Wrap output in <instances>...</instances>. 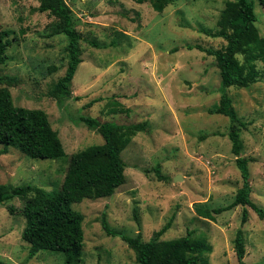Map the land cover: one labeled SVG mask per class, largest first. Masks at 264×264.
Here are the masks:
<instances>
[{"label":"rangeland","instance_id":"374dc122","mask_svg":"<svg viewBox=\"0 0 264 264\" xmlns=\"http://www.w3.org/2000/svg\"><path fill=\"white\" fill-rule=\"evenodd\" d=\"M227 0H176L162 12L136 0H65L81 34V58L71 81V97L59 105L46 93L65 70L63 35L48 37L53 20L37 9V0H0V29L10 41L0 76L17 78L8 86L14 105L46 111L66 156L35 159L7 146L0 154V184L21 196L0 203V260L12 264H63V255L42 249L28 257L21 238L28 197L57 188L69 156L101 144L100 132L79 117L117 124L145 122L121 156L125 182L105 198L83 199L73 208L83 214L81 264H133L135 254L118 235L101 226L148 240L172 218L161 236L170 239L194 231L212 246L211 264H237L233 237L242 229L247 264H264V218L249 205H236L208 220L197 209L230 204L242 179L231 152L229 118L208 110L220 98V76L213 56L187 45L222 48L215 31ZM259 33L264 37V6L252 0ZM243 60L242 55H238ZM51 66L57 69L52 71ZM257 79L246 87L231 86L238 117L239 156L248 159L250 199L264 209V64L256 61ZM2 146L0 145V148ZM158 167L159 175L155 171ZM179 180H174L176 175ZM15 210L10 213L7 206ZM247 221L241 222L242 209Z\"/></svg>","mask_w":264,"mask_h":264},{"label":"trees","instance_id":"16d2710c","mask_svg":"<svg viewBox=\"0 0 264 264\" xmlns=\"http://www.w3.org/2000/svg\"><path fill=\"white\" fill-rule=\"evenodd\" d=\"M39 11L53 16L45 26L48 37L63 35L66 38L64 52L66 65L64 73L49 85L46 93L59 105L71 97V81L82 61L81 34L76 29L73 12L65 0H37ZM141 4L148 2L153 10L162 12L166 6L176 0H136ZM264 6V0H260ZM252 0H227L219 13L215 31L204 33L225 40L222 48L204 47L200 44L187 45L213 56L220 76V98L208 111L229 118L231 152L236 156L235 163L240 171L242 183L233 201L225 206L197 209L198 214L208 220L236 205H249L260 218H264V209L250 199L248 159L239 156L241 142L239 126L246 124L240 120L227 92L231 86L246 87L254 82L259 74L256 61L264 64V37L256 25ZM10 41L4 38L0 29V64L6 59V50ZM243 56V60L238 58ZM55 71L57 68L51 66ZM14 76H0V82L14 85ZM79 120L98 130L103 138L101 144H93L72 153L61 184L51 190H43L38 196L26 198L20 212L25 218L21 238L28 244V257L45 249L60 252L63 264H81L84 246L83 214L73 208V204L83 199H99L111 196L125 182V162L121 152L136 132L144 130L145 122L117 124L112 121L99 122L91 117L81 116ZM0 154L7 152L6 147L17 148L21 153L35 159H58L66 156L65 148L57 130L53 129L48 114L42 109L26 108L14 105L8 86H0ZM155 171L159 175L158 167ZM161 177V176H160ZM162 178V177H161ZM21 196V190L11 184H0V203ZM7 209L12 213L15 208ZM247 209L243 207L241 222L247 221ZM172 218L160 229L153 232L148 240H142L139 233L129 236L108 227L104 215L101 218L103 230L110 235H118L133 250V264H211L208 254L211 244L205 237H196L194 231L185 235L162 239L169 228ZM233 249L237 264H247L245 238L242 229L236 230L233 237ZM0 264H12L0 260Z\"/></svg>","mask_w":264,"mask_h":264},{"label":"water","instance_id":"95a60500","mask_svg":"<svg viewBox=\"0 0 264 264\" xmlns=\"http://www.w3.org/2000/svg\"><path fill=\"white\" fill-rule=\"evenodd\" d=\"M181 177H180V175L178 174V175H176L175 177H174V180H179Z\"/></svg>","mask_w":264,"mask_h":264}]
</instances>
